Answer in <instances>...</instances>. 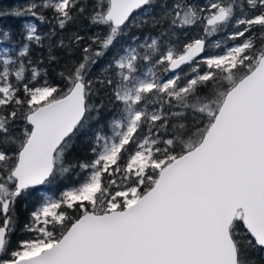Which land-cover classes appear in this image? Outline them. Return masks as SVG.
<instances>
[{
  "label": "snow or ice",
  "instance_id": "obj_1",
  "mask_svg": "<svg viewBox=\"0 0 264 264\" xmlns=\"http://www.w3.org/2000/svg\"><path fill=\"white\" fill-rule=\"evenodd\" d=\"M48 11L50 42L81 18L107 33L89 38L97 48L76 33L50 43L81 49L59 73L66 90L31 66L30 45L44 39L36 23L24 25L15 59L0 56V264H261L264 0H33L0 17L45 24ZM149 22L157 37L123 47L89 78L118 37ZM193 26L203 34L181 42ZM0 41H11L9 30ZM101 93L116 108L111 135L97 132L92 158L66 165L75 131L104 107L89 103ZM74 167L89 174L42 197L11 248L17 203Z\"/></svg>",
  "mask_w": 264,
  "mask_h": 264
},
{
  "label": "trees",
  "instance_id": "obj_2",
  "mask_svg": "<svg viewBox=\"0 0 264 264\" xmlns=\"http://www.w3.org/2000/svg\"><path fill=\"white\" fill-rule=\"evenodd\" d=\"M205 0H191L194 4H199L201 6L204 4ZM30 2L33 0H0V11L11 12L12 10H23ZM169 6L172 0H168ZM138 12H141L140 10ZM137 13V12H136ZM136 13L133 15L136 18ZM51 23L40 24L35 21L30 16L14 17L12 15H7L0 17V29L9 30L11 33V41L5 42L0 41V46L6 47L8 50L16 52L22 45L21 32L23 31V24L26 20L32 19L36 22L38 27V33L41 34L44 39L41 45H30V56L32 59V67H36L41 73H46L48 82L54 86H58L61 90H66L65 81L59 76L61 71L65 70V65L69 63H75L80 59L82 52L80 48H77L73 53H67L59 47L49 46L50 43L55 45L60 39H64L67 43V38L71 34H79L84 37L81 41V46L92 45L93 48H97L98 45L92 44L90 37L99 36L103 38L107 30L103 26L91 25L88 20L81 18L74 24H69L68 28L65 30L56 29L57 35L54 36L51 42L47 39L46 33L55 27V21L53 20V14L51 11L45 13ZM137 19V18H136ZM137 20H140L137 19ZM159 28H153L151 23H147L139 28H132L127 32L126 35H122L117 38L114 46L110 48L105 55L98 59L95 65H92V73L89 78L95 77L103 69L107 68L109 62L112 60L115 53L120 52L123 47L130 44L133 37L137 40H143L146 37H157L159 35ZM187 35H181L180 41L185 42L190 37H196L203 34L202 26H193L191 29L185 30ZM233 29L231 27L226 28L223 32L217 33L215 36L209 38V40L220 39L222 36L231 33ZM164 42L167 38H163ZM57 57L54 61H49V55ZM103 102L104 107L97 113L92 111L88 114L90 117L84 128L75 131V135L72 137V146L68 153L66 154V165L78 164L79 162H84L90 160L93 156L92 147L94 146L95 134L101 132L104 135H109L110 128L109 124L113 119L116 112L111 104L108 103L107 98L101 93L100 95H94L90 97V104H100ZM21 125L23 121H19ZM87 172L81 171L79 167H74L70 172L58 176L53 184L42 185L38 187V190L33 191V195L21 200L17 203L16 209L19 216V223L16 225V231L11 236V248H16L18 246L17 242L26 238L27 234L21 231L24 222L27 220L28 212L33 209L36 203L42 198L39 195L41 190H45L53 197L57 198L60 194L70 186H78L84 181ZM107 177H105V183H107ZM258 260L264 257V253H254ZM264 264V260L261 261Z\"/></svg>",
  "mask_w": 264,
  "mask_h": 264
},
{
  "label": "rangeland",
  "instance_id": "obj_3",
  "mask_svg": "<svg viewBox=\"0 0 264 264\" xmlns=\"http://www.w3.org/2000/svg\"><path fill=\"white\" fill-rule=\"evenodd\" d=\"M207 3H208V0H205V1H204V4H207ZM135 16H136L137 19H139V18H141L142 13H141V12H137ZM27 23H36V22H34V20H32V19H28V20H26V21L24 22V24H23V30H24V25L27 24ZM37 28H38V27H37ZM231 33H232V32H231ZM231 33H228V34L222 36L220 39H215V40H213V41H212V40H209V46H211V44L215 43L216 41H221V42L225 41L226 36L229 35V34H231ZM146 38H147V37H146ZM146 38H144L143 40H137V39H135V42H133V40H131V42H130L129 45H133V46H134V43H135V44L143 43V42H145ZM149 42H150V41H149ZM228 43H231V42H228ZM4 49H7V48L4 47V46H0V56L3 55V50H4ZM19 50H20V48H19L16 52H14V51H12V50H9V56L12 57L13 59H15L16 56L18 55ZM208 50H209V51H220L219 49H212L211 47H209ZM141 51H143V50H141ZM206 55H207V51H206L205 53H202L201 57L206 56ZM201 57H199V58H197V59H200ZM141 68H142V70L145 69V66H144L143 62H141ZM38 71H39V70H38ZM160 71H161V73H162V69H160ZM178 71H179V70H178ZM169 75H171V74H169ZM109 128H110V127H109ZM109 132H110L109 135H111V130H109ZM88 174H89V173H88ZM78 186H79V185H78ZM38 187H39V186H38ZM73 187H76V186H70V187H68V188L65 189V190H69V189H71V188H73ZM65 190H64V191H65ZM39 195H41V197H44V196H50V197H52V198H55V197H53L52 195H50L48 192H46L45 190H41V191L39 192ZM60 195H61V194H60ZM57 198H59V197H57Z\"/></svg>",
  "mask_w": 264,
  "mask_h": 264
},
{
  "label": "water",
  "instance_id": "obj_4",
  "mask_svg": "<svg viewBox=\"0 0 264 264\" xmlns=\"http://www.w3.org/2000/svg\"><path fill=\"white\" fill-rule=\"evenodd\" d=\"M138 11H139V10H137L136 12H138ZM136 12H134L133 15H134ZM201 55H202V54H201ZM198 58H199V57H198Z\"/></svg>",
  "mask_w": 264,
  "mask_h": 264
}]
</instances>
